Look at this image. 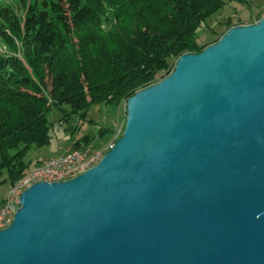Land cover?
Here are the masks:
<instances>
[{"label": "water", "instance_id": "1", "mask_svg": "<svg viewBox=\"0 0 264 264\" xmlns=\"http://www.w3.org/2000/svg\"><path fill=\"white\" fill-rule=\"evenodd\" d=\"M0 264H264V16L132 96L96 166L26 189Z\"/></svg>", "mask_w": 264, "mask_h": 264}, {"label": "trees", "instance_id": "2", "mask_svg": "<svg viewBox=\"0 0 264 264\" xmlns=\"http://www.w3.org/2000/svg\"><path fill=\"white\" fill-rule=\"evenodd\" d=\"M246 1L60 0L40 7L39 0H21L20 9L1 5L0 46L8 48L0 52V176L8 175L2 183L17 186L28 174V151L50 144L51 110L61 111L63 121L70 115L85 120L96 105L128 102L170 75L182 55L218 42L224 33L211 29L200 41V27L228 3ZM229 20L228 29L245 25ZM99 133L105 137L112 129ZM90 142L86 136L71 150Z\"/></svg>", "mask_w": 264, "mask_h": 264}, {"label": "rangeland", "instance_id": "3", "mask_svg": "<svg viewBox=\"0 0 264 264\" xmlns=\"http://www.w3.org/2000/svg\"><path fill=\"white\" fill-rule=\"evenodd\" d=\"M24 1H28L29 3L34 0ZM59 1L60 0H39V5L40 7H44L45 2L51 5ZM20 2L21 0H0V6L9 4L20 9ZM263 16L264 2L262 1L247 0L242 4L235 2L228 3L223 9L209 18L206 24L200 27L198 30V38L200 41H205L211 29L216 31L217 35L223 33L225 35V33L231 29H228L227 25V21H230L229 19H232L234 23L243 21L245 25H248L253 24L251 23L252 21H255V23L259 22ZM215 37L217 36L215 35ZM7 50L8 48L6 46H0L1 53L7 52ZM176 62L177 61H175V64ZM49 118L52 124V140L50 144L46 146L33 147L28 151L25 157V161L29 165L28 174L39 168L44 162L70 151L74 143L83 140L86 136L91 138L89 147H107L109 144L116 143L117 139L123 134V131L121 132L120 130H124L125 128L127 120V102L119 107L106 104L96 105L91 108L85 120H81L75 115H70L67 121H63V114L57 109L50 111ZM107 128H111L112 133L102 137L99 133L100 130ZM7 176V172L0 176V203L7 198L12 188L9 182L2 183Z\"/></svg>", "mask_w": 264, "mask_h": 264}, {"label": "built area", "instance_id": "4", "mask_svg": "<svg viewBox=\"0 0 264 264\" xmlns=\"http://www.w3.org/2000/svg\"><path fill=\"white\" fill-rule=\"evenodd\" d=\"M120 131H123V129ZM113 147H87V153H80V157H73V150H70L59 157L52 158L43 163L44 171L36 170V173L33 179L28 183L27 188L39 180H52L53 183L72 179V175H80L94 167L88 166V159H95L96 166L100 162V159L108 153V150H111ZM25 190L26 188L16 189L11 194L10 200L5 201L3 206L0 207V230L5 229L12 223L15 213L20 208L21 194Z\"/></svg>", "mask_w": 264, "mask_h": 264}, {"label": "bare ground", "instance_id": "5", "mask_svg": "<svg viewBox=\"0 0 264 264\" xmlns=\"http://www.w3.org/2000/svg\"><path fill=\"white\" fill-rule=\"evenodd\" d=\"M124 131V130H123ZM122 132V131H121ZM121 134V133H120ZM115 143L109 144L107 147H113ZM110 150H108L109 152ZM80 153H87V148L85 149H79V150H73V157H80ZM104 157V156H103ZM103 157L100 159V161L103 159ZM88 166H95V159H88ZM37 171H44V164H42L39 168L36 169ZM36 170H34L33 172H30L24 180H22L17 186L11 188L10 193L8 194L7 198L5 199V201L10 200V196L11 194L18 188H26L28 187V183L33 179ZM78 175H72V178L76 177ZM42 182V181H46L49 183H52V180H39L36 181L37 182ZM28 189V188H27Z\"/></svg>", "mask_w": 264, "mask_h": 264}]
</instances>
